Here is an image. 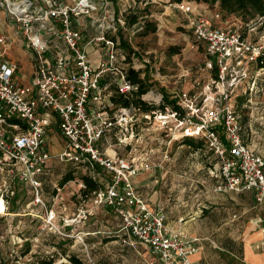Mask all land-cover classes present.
Segmentation results:
<instances>
[{
	"label": "built area",
	"instance_id": "1",
	"mask_svg": "<svg viewBox=\"0 0 264 264\" xmlns=\"http://www.w3.org/2000/svg\"><path fill=\"white\" fill-rule=\"evenodd\" d=\"M181 8L189 12L192 37L204 47L207 66L215 71L216 85L224 91L206 99L202 109L183 94L179 101L187 111L184 118L172 114L179 136L203 140L219 160L224 186L218 190L251 191L256 203L264 205V159L244 142L231 103L234 82L246 79L258 66L264 43L249 41L239 25L222 26L219 13L211 16L194 3H183ZM0 10L34 52L32 81L22 85L15 80L17 65L5 60L8 38H0V174H9L33 190L31 205L44 209L41 229L67 236L43 199L42 177L48 176L53 160L48 135L56 126L66 141L58 161L72 163L102 185L96 200L120 217L135 243L146 247L159 264H196L198 239L172 231L164 209L150 207L137 190L135 180L151 171V164L122 158L115 145H108L107 135L127 131L133 119L130 109L110 103L111 94L102 84L105 73L118 71L115 43L106 39L103 25L95 28L102 32L94 42L104 44L108 59L98 69L82 44V22L91 19L94 26L98 6L92 0H0ZM118 87L123 94L137 90L123 76ZM0 201L1 221L9 213L4 196Z\"/></svg>",
	"mask_w": 264,
	"mask_h": 264
},
{
	"label": "rangeland",
	"instance_id": "2",
	"mask_svg": "<svg viewBox=\"0 0 264 264\" xmlns=\"http://www.w3.org/2000/svg\"><path fill=\"white\" fill-rule=\"evenodd\" d=\"M92 1L98 6L97 22L92 28V20L88 19L85 31L89 29V36L96 37L102 31L96 32L95 28L103 25L106 39L115 41V66L121 72L107 77L108 92L115 94L122 76L125 78V73L134 69L146 87L140 99L155 108L148 113L131 108V128L111 132L106 138L116 144L117 133L121 141L130 143L119 147L120 157L147 160L152 169L161 167L166 174L163 198L170 199V203L183 196L192 210L215 196V208L223 209L232 200L227 194L215 192L223 184L219 160L206 146L194 150L184 144L172 107L162 110L163 96L171 100L186 94L196 101L197 109H202L206 99L224 91L216 85L215 71L207 66L204 47L192 37L189 12L170 0ZM196 3L211 16L219 13L222 26L239 25L249 41L264 43V18L251 19L242 11L223 12L219 2ZM135 15L138 18L133 23ZM0 16L2 26L6 13L2 10ZM246 18L250 20L245 22ZM151 27L155 30L148 29ZM234 84L231 103L243 126L244 139L251 147L264 150V68L254 66L246 79ZM48 141L53 160L49 175L43 179V199L47 207L53 208L56 222L67 236L43 231L44 209L31 205L32 194L9 174H0V196L8 202L9 213L0 222V264H38L44 258L53 260V264H71L69 258L73 255L85 264H159L146 247L135 243L120 217L99 204L95 192H86L84 172L58 161L56 157L65 146L60 135L55 131L48 135ZM69 177L71 180L66 181ZM2 208L0 201V211Z\"/></svg>",
	"mask_w": 264,
	"mask_h": 264
},
{
	"label": "crops",
	"instance_id": "3",
	"mask_svg": "<svg viewBox=\"0 0 264 264\" xmlns=\"http://www.w3.org/2000/svg\"><path fill=\"white\" fill-rule=\"evenodd\" d=\"M87 20H83L80 27L84 39H82V44L86 48L92 65L97 67L102 61L108 59L107 48L102 43L94 42L97 34L96 37H91L88 33L89 29L85 31ZM83 32L85 36H83ZM1 37H6L9 41L5 60L18 67L15 80L22 85L30 84L34 71V52L28 46L20 29L5 18L4 23L0 26ZM116 73L121 72L118 69L117 72L108 71L105 73L102 84L105 85L107 77ZM55 131L60 135L61 141H65L56 126L51 127L49 134L52 135ZM117 136L118 134H116V144L108 143V145H115L116 152L119 154V147L123 144L128 147L130 143H124ZM242 136L244 139L243 130ZM244 142L249 145L245 139ZM65 147L66 141L59 154ZM251 148L264 159V150ZM51 149L52 147L49 145L50 152ZM54 151H58V149ZM165 176L166 174L161 168L155 167L135 180L137 190L150 207L164 209L167 216L166 223L172 231H180L189 237L198 239L199 251L193 256L196 264H264V233L262 231L264 229V205L256 203L253 192L220 191L218 189L224 186L222 184L215 189V192L227 194L232 202L225 204L223 209H217L214 205L216 198L214 196L212 200H207V204L190 210L187 207V199L183 196L178 199V202L174 201L173 203L169 202L170 199L163 198L162 188ZM43 179L44 177H42Z\"/></svg>",
	"mask_w": 264,
	"mask_h": 264
},
{
	"label": "trees",
	"instance_id": "4",
	"mask_svg": "<svg viewBox=\"0 0 264 264\" xmlns=\"http://www.w3.org/2000/svg\"><path fill=\"white\" fill-rule=\"evenodd\" d=\"M171 3H176V4H183V3H191V4H196V2H201L202 0H170ZM204 2L210 3V4H214L215 2H219L220 3V8L223 12H229V13H233L236 11H242L243 14L245 16L250 15L251 19L254 17H261L264 18V0H203ZM137 16L135 15L133 17V23L137 22ZM250 19L246 18L247 22ZM154 26V25H151ZM151 31H154V28H148ZM114 43V39H111ZM264 56V55H263ZM261 56L259 58L258 61V67L259 69L264 68V57ZM140 73L138 71H135L134 69H130L127 73H125V78L133 85L136 86L137 90L136 91H132L129 94H123L120 93L119 88H117L115 94H111L110 96V103L113 106H122L125 107L127 109H131V108H135L138 109L144 113H148V112H153L155 111V108L153 107H149L147 105V103L143 102L140 97L146 93V87L144 85V80L140 77L139 75ZM113 75V74H111ZM216 73H215V78L216 77ZM105 86H107V84H105ZM108 88V86H107ZM152 95H149L148 97H151ZM163 102L164 105L162 106V110H164L165 107L171 106L172 107V113H177L178 118L179 119H183L184 115L186 114V110L182 108V106L180 105V101L179 99H171L169 100L166 96H163ZM236 110V109H235ZM237 113V112H236ZM238 115V114H237ZM240 121V119H239ZM241 124V122H240ZM242 126V124H241ZM242 130H243V126H242ZM201 140V139H200ZM184 144L192 147L194 150H200L202 148H204L205 144L204 141H196L195 138L192 137H186L184 139ZM47 177V176H44ZM71 180V177L67 178L66 181ZM82 180L84 182V185L87 189L86 192H97L102 188V185L99 184L92 176L90 175H85L84 177H82ZM15 181V180H14ZM65 181V182H66ZM17 183H20L17 181ZM25 189L26 191H29L32 194V199L30 200V203L33 201L34 199V193L33 190L20 183ZM4 219H2L0 222H3ZM50 232V231H48ZM52 234H56L54 232H52ZM69 261L71 262V264H85L79 257L73 255L69 258ZM38 264H53V260H50L49 258H44L42 260H40L38 262Z\"/></svg>",
	"mask_w": 264,
	"mask_h": 264
},
{
	"label": "bare ground",
	"instance_id": "5",
	"mask_svg": "<svg viewBox=\"0 0 264 264\" xmlns=\"http://www.w3.org/2000/svg\"><path fill=\"white\" fill-rule=\"evenodd\" d=\"M159 119H165V118H163V117H160Z\"/></svg>",
	"mask_w": 264,
	"mask_h": 264
}]
</instances>
